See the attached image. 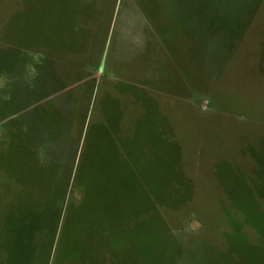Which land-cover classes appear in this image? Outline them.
Wrapping results in <instances>:
<instances>
[{"label":"rangeland","instance_id":"rangeland-1","mask_svg":"<svg viewBox=\"0 0 264 264\" xmlns=\"http://www.w3.org/2000/svg\"><path fill=\"white\" fill-rule=\"evenodd\" d=\"M101 3L0 0V264H264V0Z\"/></svg>","mask_w":264,"mask_h":264},{"label":"crops","instance_id":"crops-1","mask_svg":"<svg viewBox=\"0 0 264 264\" xmlns=\"http://www.w3.org/2000/svg\"><path fill=\"white\" fill-rule=\"evenodd\" d=\"M103 0H100V4H99V6L101 7V2H102ZM101 10V8H99V11ZM96 25V24H95ZM59 61H63V60H60L59 59ZM67 62V61H66ZM69 63H78V62H72V61H68ZM80 64H73V65H71L72 66V69L74 70V71H77V73L79 74V69H81L82 67H83V70L82 71H84V73H86V72H89V71H91L90 69H91V67L89 68V67H87V65L86 64H89L90 63V61H88V60H86V61H83V62H79ZM84 64V65H83ZM39 70H40V65H36V74H38V76H37V88L39 87V84H40V82H39V80H40V74H39ZM42 71V70H41ZM79 78H80V76L78 77V81H76V84H81L82 82H84L83 81V77L82 78H80V80H79ZM56 94H58V91L57 90H55V91H53L52 93H49V95H50V97L53 99V98H55L56 97ZM154 118V117H153ZM154 121H155V118H154ZM160 125V124H159ZM156 126V125H155Z\"/></svg>","mask_w":264,"mask_h":264}]
</instances>
